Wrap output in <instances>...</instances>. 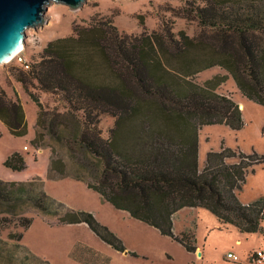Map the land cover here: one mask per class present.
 <instances>
[{
    "label": "trees",
    "instance_id": "16d2710c",
    "mask_svg": "<svg viewBox=\"0 0 264 264\" xmlns=\"http://www.w3.org/2000/svg\"><path fill=\"white\" fill-rule=\"evenodd\" d=\"M183 1L184 11L211 31L209 38L175 34L170 27L162 34L143 28L129 35L112 17L95 16L76 27L74 36L49 42L16 80L39 108L37 149L44 138L40 128L72 151L70 145L78 146L99 165L90 189L196 252L193 231L174 233V217L182 209L205 208L244 233L262 229L264 197L244 205L238 193L254 166L264 164V155L222 146L207 153L200 169L199 136L206 125L244 127L240 105L219 91L229 77L243 97L264 106V0ZM216 67L227 74L196 81ZM34 89L59 95L66 111L50 114ZM104 115L114 118L112 126L103 127ZM0 121L13 135L28 132L16 86L0 88ZM5 166L22 171L26 160L14 153ZM63 166L52 161L50 171L66 175ZM27 185L0 180V207L28 199L43 211L61 214V223H85L113 248L126 251L91 213L51 207L35 183ZM5 214L11 213L0 210V238L10 225ZM31 223L24 217L18 226L28 229ZM23 235L19 231L12 238L19 243Z\"/></svg>",
    "mask_w": 264,
    "mask_h": 264
},
{
    "label": "rangeland",
    "instance_id": "374dc122",
    "mask_svg": "<svg viewBox=\"0 0 264 264\" xmlns=\"http://www.w3.org/2000/svg\"><path fill=\"white\" fill-rule=\"evenodd\" d=\"M184 7L183 0H87L74 11L66 5L51 3L45 13L46 24L27 30L23 57L30 66L32 59H37L49 42L74 36L76 27L87 26L95 16L112 17L115 26L129 35L139 34L143 28L162 34L164 28L170 27L175 34L183 32L190 37H201L203 33L209 38L211 31L203 30L197 18L185 12ZM22 70L30 69H25L16 60L0 65V88L7 86L12 90L16 86L19 89L28 127L25 136H16L0 121V180L26 186L35 183L37 190H42L53 203L51 207L58 204L66 210L91 213L122 242L126 251L113 248L87 224L61 223V214L43 211L28 199H22L0 207V210L11 213L5 214L10 225L5 229L2 227L1 231L0 264H250L248 255L251 251L264 246V220L259 231L244 233L234 226L223 225L205 208H185L174 217V233L180 236L183 232H194L196 247L199 246L200 250L189 252L178 241L133 218L128 212L116 209L98 192L89 189L88 182L93 183L95 175L100 173L99 165L91 156L84 155L78 146L70 145L75 148L72 151L68 145L40 128L38 132L44 138L41 148L37 149L33 141L38 128L39 108L16 80V75ZM218 74L227 72L219 67L209 69L196 81L203 84ZM33 91L50 114L57 110L66 111L67 107L59 95L38 89ZM219 91L243 105L240 108L245 125L238 131L225 124L203 126L199 136L200 169L205 166L207 153L219 151L222 146L245 154L264 155V106L243 97L231 77ZM102 120L105 128L114 123L110 115H104ZM14 153L24 156V170L13 171L5 166V161ZM79 158L85 160V164ZM52 161H60L66 175L50 171ZM253 169L238 193L244 205L264 197V164L255 165ZM24 217L32 219L28 229L18 226L20 218ZM19 231L24 235L18 243L12 235ZM20 248L26 263L22 261ZM230 252L240 260L228 259Z\"/></svg>",
    "mask_w": 264,
    "mask_h": 264
},
{
    "label": "water",
    "instance_id": "95a60500",
    "mask_svg": "<svg viewBox=\"0 0 264 264\" xmlns=\"http://www.w3.org/2000/svg\"><path fill=\"white\" fill-rule=\"evenodd\" d=\"M87 0H0V65L25 49L27 30L43 27L51 3L80 9Z\"/></svg>",
    "mask_w": 264,
    "mask_h": 264
},
{
    "label": "built area",
    "instance_id": "2783aa9c",
    "mask_svg": "<svg viewBox=\"0 0 264 264\" xmlns=\"http://www.w3.org/2000/svg\"><path fill=\"white\" fill-rule=\"evenodd\" d=\"M12 60H16L17 62H19L25 69H30V66L26 58L23 57L22 51L19 52L17 55H15V57ZM25 149H28V147H25ZM227 258L233 260L234 262H238L240 260L239 257L233 253H228ZM251 258L261 263H264V251L258 250L256 252H253L251 254Z\"/></svg>",
    "mask_w": 264,
    "mask_h": 264
},
{
    "label": "crops",
    "instance_id": "0c3cea01",
    "mask_svg": "<svg viewBox=\"0 0 264 264\" xmlns=\"http://www.w3.org/2000/svg\"><path fill=\"white\" fill-rule=\"evenodd\" d=\"M19 89H17V91H18ZM242 104L240 103V107L242 108ZM25 147H27V146H25ZM28 150H29V148H28ZM90 189V188H89ZM187 209V208H186ZM191 209H196V208H191ZM183 210V209H182ZM241 242V240H239V243ZM21 249V248H20ZM24 249V248H23ZM200 250V247L199 246H197V250H196V252L197 251H199ZM258 250H262V251H264V246L263 247H260V248H257V251ZM24 251H25V249H24ZM254 251V250H253ZM253 251H251V253L248 255L249 256V261H250V264H254V263H257V262H259V261H257V260H254V259H252L251 258V254H252V252ZM256 251V250H255ZM254 251V252H255ZM26 252V251H25ZM195 252V253H196ZM231 253V252H230ZM20 254H22V260H23V256H24V253H23V250L21 249V253ZM26 254H27V256H28V252H26ZM199 255H201L200 253H199ZM204 255V254H203ZM23 262H24V260H23ZM24 263H26V262H24ZM27 264H30V263H27ZM259 264H262L261 262L259 263Z\"/></svg>",
    "mask_w": 264,
    "mask_h": 264
},
{
    "label": "bare ground",
    "instance_id": "6f19581e",
    "mask_svg": "<svg viewBox=\"0 0 264 264\" xmlns=\"http://www.w3.org/2000/svg\"><path fill=\"white\" fill-rule=\"evenodd\" d=\"M16 55H17V54H16ZM14 57H15V56H14ZM14 57H13V58H14Z\"/></svg>",
    "mask_w": 264,
    "mask_h": 264
}]
</instances>
